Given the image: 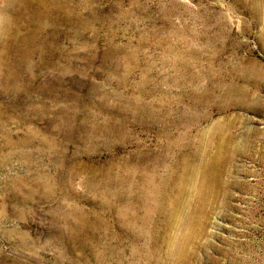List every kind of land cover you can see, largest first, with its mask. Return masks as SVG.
Masks as SVG:
<instances>
[{"label": "rangeland", "instance_id": "1", "mask_svg": "<svg viewBox=\"0 0 264 264\" xmlns=\"http://www.w3.org/2000/svg\"><path fill=\"white\" fill-rule=\"evenodd\" d=\"M0 264H264V0H0Z\"/></svg>", "mask_w": 264, "mask_h": 264}, {"label": "bare ground", "instance_id": "2", "mask_svg": "<svg viewBox=\"0 0 264 264\" xmlns=\"http://www.w3.org/2000/svg\"><path fill=\"white\" fill-rule=\"evenodd\" d=\"M207 170V169H204ZM209 170L202 172L203 176L208 173ZM196 173V172H195ZM194 172L188 170L186 168L185 172L180 177V181H178L181 185V189L176 188V193L173 196V199L171 200L170 207L173 208L174 211V221H177L178 224H180V221H183L185 218V212L188 210V207L190 205L189 201V192L187 191V185L190 184L194 178H196V174ZM179 179V178H178ZM177 182V181H176ZM179 184H177L178 186ZM214 183L212 184L211 180L209 178L205 179L201 182L200 190L204 192V195L206 196L207 192H210L212 189V186L214 187ZM179 187V186H178ZM201 204H205L206 200H202ZM175 226V225H174ZM173 226V227H174ZM189 238H182L179 240V243H185L188 242ZM177 243L175 241H172L169 237L165 241V246L167 250H175Z\"/></svg>", "mask_w": 264, "mask_h": 264}]
</instances>
